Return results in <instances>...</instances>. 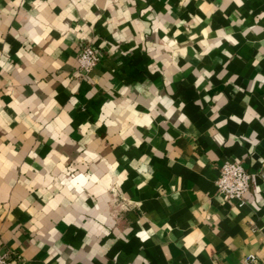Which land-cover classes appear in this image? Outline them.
Returning <instances> with one entry per match:
<instances>
[{"label": "crops", "instance_id": "1", "mask_svg": "<svg viewBox=\"0 0 264 264\" xmlns=\"http://www.w3.org/2000/svg\"><path fill=\"white\" fill-rule=\"evenodd\" d=\"M0 251L264 264V0H0Z\"/></svg>", "mask_w": 264, "mask_h": 264}, {"label": "built area", "instance_id": "2", "mask_svg": "<svg viewBox=\"0 0 264 264\" xmlns=\"http://www.w3.org/2000/svg\"><path fill=\"white\" fill-rule=\"evenodd\" d=\"M101 54L92 43H86L78 55L79 67L83 74H88L100 61ZM251 184V173L244 161L226 160L220 166L217 178L219 191L227 198L237 199L240 203L245 201ZM7 253L0 251V264H9ZM245 264H262L254 253L245 256Z\"/></svg>", "mask_w": 264, "mask_h": 264}]
</instances>
